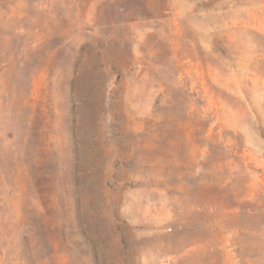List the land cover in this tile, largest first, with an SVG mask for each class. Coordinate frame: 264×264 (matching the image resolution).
<instances>
[{
  "label": "rangeland",
  "instance_id": "374dc122",
  "mask_svg": "<svg viewBox=\"0 0 264 264\" xmlns=\"http://www.w3.org/2000/svg\"><path fill=\"white\" fill-rule=\"evenodd\" d=\"M0 264H264V0H0Z\"/></svg>",
  "mask_w": 264,
  "mask_h": 264
}]
</instances>
